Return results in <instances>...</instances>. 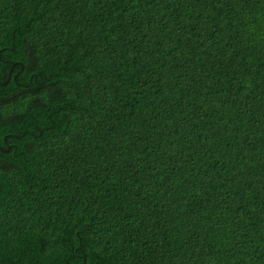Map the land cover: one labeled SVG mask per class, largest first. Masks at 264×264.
Segmentation results:
<instances>
[{
	"label": "trees",
	"instance_id": "obj_1",
	"mask_svg": "<svg viewBox=\"0 0 264 264\" xmlns=\"http://www.w3.org/2000/svg\"><path fill=\"white\" fill-rule=\"evenodd\" d=\"M0 264H264V0H0Z\"/></svg>",
	"mask_w": 264,
	"mask_h": 264
},
{
	"label": "water",
	"instance_id": "obj_2",
	"mask_svg": "<svg viewBox=\"0 0 264 264\" xmlns=\"http://www.w3.org/2000/svg\"><path fill=\"white\" fill-rule=\"evenodd\" d=\"M8 82H9V81H7L5 84L7 85V84H8ZM6 151H8V150H6Z\"/></svg>",
	"mask_w": 264,
	"mask_h": 264
}]
</instances>
